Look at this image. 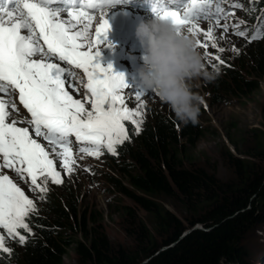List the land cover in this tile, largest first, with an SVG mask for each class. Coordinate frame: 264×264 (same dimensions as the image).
I'll return each instance as SVG.
<instances>
[{"label":"trees","instance_id":"obj_1","mask_svg":"<svg viewBox=\"0 0 264 264\" xmlns=\"http://www.w3.org/2000/svg\"><path fill=\"white\" fill-rule=\"evenodd\" d=\"M261 42L264 37L244 45L247 57L218 64L219 76L207 86L215 104L259 88ZM201 128L198 121L183 123L155 112L119 151L121 159L115 162L126 184L117 179L114 184L134 204L121 207L133 237L130 247L114 246L103 224L81 210L62 186V194L48 191L40 210L26 217L25 242L1 252L0 264H64L72 250L79 264H264V244L253 255L246 245L251 234H264V130L255 129L245 157L224 152L234 178L222 181L188 160L203 136ZM135 207L146 212L150 224Z\"/></svg>","mask_w":264,"mask_h":264},{"label":"snow or ice","instance_id":"obj_2","mask_svg":"<svg viewBox=\"0 0 264 264\" xmlns=\"http://www.w3.org/2000/svg\"><path fill=\"white\" fill-rule=\"evenodd\" d=\"M222 2L150 0L156 19L171 23L178 34L193 37L201 35V20H214L219 25L222 13L223 19L228 18L220 6ZM123 3L124 0H0V172L9 169L21 179L30 178V190L38 192L41 200L46 199L49 180L63 183L57 162L67 174L74 171L71 137L81 145L78 154L98 158L103 150L116 155L117 146L129 140L126 121L135 125V134L140 132L143 104L135 111L129 110L122 94L129 89L124 77L113 74L111 66L105 69L95 63L99 55L95 50L110 30L104 18L107 10ZM62 13H67L68 19L62 18ZM215 25L210 23L203 32V42L196 40L197 46L205 48L206 57L208 42L218 47L213 35ZM228 27L227 23L223 25L225 32ZM232 27L237 29V35H247L238 30L240 24ZM259 35L257 30L252 39ZM211 59L220 60L219 56ZM61 62L71 68L61 66ZM71 69H79L87 77L84 87L90 98L86 95L85 102L91 110L66 90V84L74 90L77 87L73 83L76 74ZM17 94L31 119L11 118L19 111ZM143 95L142 89L135 91L137 101ZM22 123L31 126V134L29 127L17 126ZM35 210L33 200L8 175L0 174V230L9 238L18 237L23 244L25 236L18 229L30 231L25 219ZM4 241L5 236L0 234V249L9 252Z\"/></svg>","mask_w":264,"mask_h":264},{"label":"rangeland","instance_id":"obj_3","mask_svg":"<svg viewBox=\"0 0 264 264\" xmlns=\"http://www.w3.org/2000/svg\"><path fill=\"white\" fill-rule=\"evenodd\" d=\"M263 3L264 0H241L242 13L238 16V21H240L241 29L246 33L249 32L253 35L259 27V19L264 16ZM214 37L218 47L213 48L210 46V49L207 50L208 57L205 56V50L201 52L209 69L217 68L218 64H223L220 63L222 59H225L227 63H233L236 58L246 54L242 52L246 49V47L244 48L245 44H253L255 40H259L257 42L262 41L260 37L247 41L245 40L247 35L238 38L220 31H215ZM261 43L263 44L264 42ZM218 48H223L224 51L219 52ZM213 56H219L220 60L211 59ZM245 56L247 57V54ZM212 82L213 80L208 81L203 78H194L188 81L192 91L201 98L199 107L202 110L198 117V123L203 131V136L197 142L195 149L190 150L188 153V160L215 172L222 181H229L234 178V170L229 166L224 157V152L230 151L235 156L245 157V154L251 151L253 146L255 129L264 130V77L258 80L259 88L255 92L250 93V96L231 97L228 95L222 98L220 103L216 104L213 101L212 94L207 90V86ZM86 95L84 91L78 92L80 99ZM140 104H143L141 109L143 122L150 120L155 112L176 118L170 106L161 102L155 93H144L140 101L135 99V92L125 94V105L129 110L135 111ZM85 108L91 110L90 104L86 102ZM134 118L139 119L137 117ZM125 127L128 136L131 133V127L135 130V125L130 121L125 122ZM129 138L131 139V135ZM230 139L237 145L236 148L231 144ZM104 153L98 158L88 156L83 160L82 164L73 165L74 171L71 175L67 174L63 169L59 170L63 183L55 184L49 180L47 192H54L55 195L58 193L62 194L60 187L66 186L78 200L81 210L86 209L92 214V217L94 216L96 220L103 224L106 234L114 246L130 247L133 237L129 233V226L126 223L121 207L122 205L134 207V204L120 194L119 189L114 184L116 179L122 180L126 184L125 175L121 169L119 170L118 163L115 162V160L121 159V156L118 157V153L116 155L110 154L106 150H104ZM17 186L25 192L29 199L33 200L35 208L40 210V194L22 187L21 184ZM173 208L175 212L180 213L174 206ZM135 209L139 213V218L146 224H150L146 212L136 207ZM26 221H28V218L25 219ZM20 230L18 229V232L24 236L25 230L23 229L22 232ZM0 234L5 236V247L11 251L15 239L7 237V234L2 230H0ZM17 240L19 241L18 237ZM261 242L264 244V234L261 233L259 236L251 234L249 236L246 245L251 247L252 255L256 252L253 251L254 249L261 247L259 246ZM64 264H79L73 250L65 257Z\"/></svg>","mask_w":264,"mask_h":264},{"label":"clouds","instance_id":"obj_4","mask_svg":"<svg viewBox=\"0 0 264 264\" xmlns=\"http://www.w3.org/2000/svg\"><path fill=\"white\" fill-rule=\"evenodd\" d=\"M135 37L142 49V65L136 71L138 88L158 94L181 122L195 124L201 98L188 81L215 80L219 69H209L195 39L187 33L178 34L166 20L140 22Z\"/></svg>","mask_w":264,"mask_h":264},{"label":"water","instance_id":"obj_5","mask_svg":"<svg viewBox=\"0 0 264 264\" xmlns=\"http://www.w3.org/2000/svg\"><path fill=\"white\" fill-rule=\"evenodd\" d=\"M188 232H189V231H188ZM188 232H187V233H188Z\"/></svg>","mask_w":264,"mask_h":264}]
</instances>
